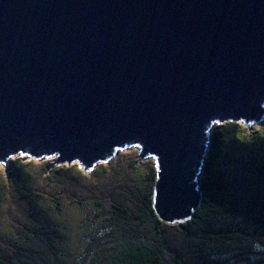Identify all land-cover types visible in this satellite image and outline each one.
<instances>
[{"label": "water", "instance_id": "1", "mask_svg": "<svg viewBox=\"0 0 264 264\" xmlns=\"http://www.w3.org/2000/svg\"><path fill=\"white\" fill-rule=\"evenodd\" d=\"M264 116V0H0V162L131 146L153 209L194 216L211 128Z\"/></svg>", "mask_w": 264, "mask_h": 264}, {"label": "rangeland", "instance_id": "2", "mask_svg": "<svg viewBox=\"0 0 264 264\" xmlns=\"http://www.w3.org/2000/svg\"><path fill=\"white\" fill-rule=\"evenodd\" d=\"M238 123L244 132L254 128L263 130L264 116L250 125ZM137 152L135 146L118 150L108 161L97 163L90 172L83 171L77 161L56 163L54 155L40 159L13 155L7 167L0 162V256L9 257L19 250L31 253L39 264L38 254L48 261L43 264H53L44 240L33 236L34 231L40 229L43 233L37 232V235L53 237L55 251L64 257L66 264H88L81 256L89 241L94 248L88 255L94 257L98 249L108 246L114 239L116 233L112 228L115 225L111 217L118 219L120 224L123 222L121 225L128 234L142 235L147 243L157 244L161 240L166 247L165 257H170L168 251L173 249L194 264H214L212 258L216 257H221V264H241L238 257L243 261L259 253L256 246L248 249L242 242L228 244L216 238L190 239L177 226L164 224L160 232L157 231L154 222L144 214L147 211L145 194L152 186L148 174L154 169V159H140ZM229 154L240 174L234 180L236 189L263 190L264 186L251 182L245 146H230ZM230 220L225 217L223 221ZM215 250L223 254L216 256Z\"/></svg>", "mask_w": 264, "mask_h": 264}, {"label": "trees", "instance_id": "3", "mask_svg": "<svg viewBox=\"0 0 264 264\" xmlns=\"http://www.w3.org/2000/svg\"><path fill=\"white\" fill-rule=\"evenodd\" d=\"M242 144L245 146V161L251 171L249 177L256 185L264 186V129L254 128L252 131L244 132V128L238 122L228 121L216 124L211 131L209 148L205 156L198 189L200 191L201 202L194 211V216L176 224L164 223L153 209L155 194L156 168L150 169L148 174L149 190L146 192V212L147 218L154 222L157 231L160 226L166 224L182 228L183 234L187 238H216L222 242L243 243L248 249H258L259 253L253 257L247 256L245 259L237 261L241 264H264V187L263 190H237L234 180L240 176L238 165L230 157V146ZM61 166V165H59ZM241 179H244L242 177ZM240 180V179H239ZM260 186V187H261ZM243 192V194H242ZM225 217H230V221H223ZM224 218V219H223ZM112 232L116 233L111 244L98 249L94 257H89L92 242L89 241L82 254L83 260H88V264H194L179 251L170 249V257H165V246L161 240L157 244H150L143 240L142 235L128 234L119 220L115 217L110 219ZM218 222H222L215 226ZM192 223L195 225L193 226ZM33 236L42 241L48 251L53 264H66L64 257L55 251L56 244H52L53 237H41L37 232ZM43 233V232H41ZM257 244V245H256ZM258 246V247H257ZM91 247V248H90ZM249 253V251H248ZM223 253L215 250V255ZM244 257V256H243ZM38 260L48 262L41 254ZM214 264H221V257H216ZM236 260V259H235ZM0 264H39L33 259L29 252L15 251L12 256L1 257Z\"/></svg>", "mask_w": 264, "mask_h": 264}]
</instances>
